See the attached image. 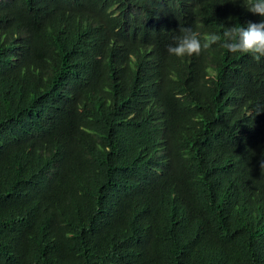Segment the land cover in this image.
Masks as SVG:
<instances>
[{
	"label": "trees",
	"instance_id": "trees-1",
	"mask_svg": "<svg viewBox=\"0 0 264 264\" xmlns=\"http://www.w3.org/2000/svg\"><path fill=\"white\" fill-rule=\"evenodd\" d=\"M243 0H0V264H264V58L191 28Z\"/></svg>",
	"mask_w": 264,
	"mask_h": 264
},
{
	"label": "clouds",
	"instance_id": "clouds-1",
	"mask_svg": "<svg viewBox=\"0 0 264 264\" xmlns=\"http://www.w3.org/2000/svg\"><path fill=\"white\" fill-rule=\"evenodd\" d=\"M243 7L262 19L249 22L246 26L235 24L224 27L220 33L208 34L203 42L199 33L186 27L175 38L174 44L168 45V53L175 57L199 55L202 49L219 42L229 53L246 54L255 60L264 58V0H243ZM261 167H264V162H261Z\"/></svg>",
	"mask_w": 264,
	"mask_h": 264
}]
</instances>
